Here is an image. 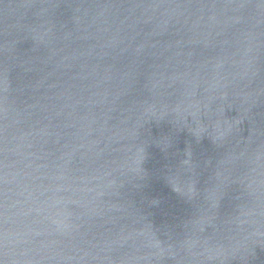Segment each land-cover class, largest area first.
I'll list each match as a JSON object with an SVG mask.
<instances>
[{"label":"water","instance_id":"1","mask_svg":"<svg viewBox=\"0 0 264 264\" xmlns=\"http://www.w3.org/2000/svg\"><path fill=\"white\" fill-rule=\"evenodd\" d=\"M0 264H264V0H0Z\"/></svg>","mask_w":264,"mask_h":264}]
</instances>
